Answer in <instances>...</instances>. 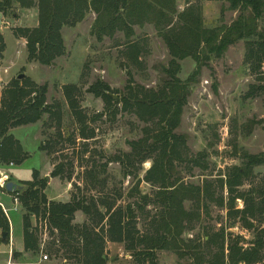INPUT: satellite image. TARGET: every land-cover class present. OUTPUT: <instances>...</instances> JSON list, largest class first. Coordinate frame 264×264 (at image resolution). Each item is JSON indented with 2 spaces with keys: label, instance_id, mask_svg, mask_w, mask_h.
<instances>
[{
  "label": "trees",
  "instance_id": "trees-1",
  "mask_svg": "<svg viewBox=\"0 0 264 264\" xmlns=\"http://www.w3.org/2000/svg\"><path fill=\"white\" fill-rule=\"evenodd\" d=\"M225 1L228 3L227 11L237 13L236 19L230 24L207 27L196 5H189L179 13L176 0H0V13L3 16L15 5L20 9H36L37 26L18 28L15 36L25 40L27 59L44 66L54 64L57 58L65 54L62 29L75 27L90 12L95 14L92 35L102 41L105 37L114 38L117 33L122 34L125 55L129 60L136 61L142 55L140 43L134 37L135 28L145 25L154 28L171 56L168 66L163 69L164 81L156 89L133 86L131 83L126 87L125 95L117 99L113 98L109 86L101 81H96L89 89L104 101V114L98 115L97 119L107 113L115 116L123 111L144 124L141 138L128 142L130 151L109 157L104 168L109 163H118L124 177H136L139 167L151 161L142 180L154 188V194L151 197L140 194L138 202L125 207L101 195H73L67 203L50 201L44 193L47 178L34 170L32 179L21 182L22 189L14 193L24 209L25 253L37 255L40 251L38 230L37 226H32V218L47 227L53 239L50 252H61L63 255L64 262L46 264H107L108 260L104 257L107 243L123 244L137 264H157L158 251L170 250L177 254L184 250L192 251L197 247L186 245L182 235L189 230L192 222L200 219L199 210L206 211L209 203L225 207L230 218L232 214L238 216L245 228H251L252 221L263 218L264 192L256 188L239 191L244 175L239 169H233L225 175L224 180L211 182L205 179L201 185L184 183L178 169L180 165H185L188 171L207 168L204 154L187 157V137L175 132L191 94L190 87L195 84L202 67L213 58L220 59L228 47L242 40L246 41L247 61H252L257 71L264 65V29L259 24L264 15V0ZM4 49L0 39V54ZM187 58L195 61L196 69L182 81L178 77L179 61ZM21 82L10 84L0 99L1 165L21 164L30 156L23 152L19 141L9 134L11 129L33 125L44 113L60 119L58 110L52 111L53 107L44 105L46 86L36 87L30 82L20 85ZM63 93L72 116L80 124V139H93L94 130L88 127L90 120L80 110L77 89L67 86ZM48 147L49 144L43 142L39 150H47ZM261 162V158L251 156L246 165ZM63 174L64 165L58 163L50 177L62 178ZM66 178L70 179L71 174ZM138 182L141 181L138 179ZM214 188L225 189L227 197L216 195ZM237 199L243 202V210L235 209ZM185 202L193 204V210L187 211ZM147 204L156 206V212L146 218L149 228L140 231L137 227L138 212H142L143 205ZM78 212L87 218V222L74 223ZM8 228V221L0 207L1 233H6ZM217 236L223 241L222 247L216 251L209 249L210 256L202 263L196 262L198 256L195 254L192 264H257L261 261L264 237H258L252 248L242 249L237 247L238 242L231 239L226 241L223 233ZM213 239L209 237L205 244L212 246ZM13 257H16L15 253Z\"/></svg>",
  "mask_w": 264,
  "mask_h": 264
},
{
  "label": "rangeland",
  "instance_id": "rangeland-1",
  "mask_svg": "<svg viewBox=\"0 0 264 264\" xmlns=\"http://www.w3.org/2000/svg\"><path fill=\"white\" fill-rule=\"evenodd\" d=\"M209 1L198 0L196 3L201 5L207 27L230 24L236 19V12L227 11L226 1ZM177 5L182 8L185 4L181 2ZM94 20L95 14L90 12L75 27H64L65 54L57 58L54 64L44 66L27 59L25 40L15 36L18 28L37 26L36 9H20L15 5L7 15L1 17L0 39L5 49L0 54V99L3 91L14 81H22L20 85L30 82L36 87L46 86L44 105L53 107L52 111L58 110L60 119L44 113L35 124L14 128L11 134L30 156L21 164L0 165V172L8 174L9 170L12 175L8 174L9 182L21 186V182L32 179L34 170L42 168V176L49 177L44 193L50 201L67 203L73 195L84 194L105 196L116 200V205L125 207L138 202L140 194L150 197L154 194V188L142 180L151 161L139 167L136 177H124L118 163H109L106 168L104 164L113 155L128 153V142L141 138L144 124L123 111L115 116L107 113L97 119L98 115L104 114V101L89 89L96 81H101L109 86L114 99L125 95L126 87L131 83L133 86L156 89L164 81L163 69L168 66L171 56L154 28L145 25L135 28L134 37L140 43L142 55L136 61L129 60L125 55L122 34L98 41L91 33ZM259 24L264 29V15ZM246 57V41L231 45L220 59L213 58L202 67L195 84L190 87L191 94L175 132L187 137V157L204 154L207 168L188 171L185 165L178 166L184 183L201 185L205 179L211 182L224 180L225 175L233 169H239L244 172L239 191L256 188L264 192V65L257 71ZM179 65L178 77L182 81L196 69V63L191 58L179 61ZM21 74L24 77L18 79ZM67 86L77 89L80 110L90 120L88 127L94 130L93 139L84 141L78 135L80 124L72 116L63 93ZM36 133L38 139L35 138ZM43 142L49 147L39 150L41 158L37 148ZM251 156L261 158L262 162L247 166V159ZM58 163L64 165L63 177L52 178L50 174ZM68 174H71L70 179L66 178ZM214 190L216 195L227 197L225 189ZM14 193H0V203L7 211L8 216L4 215L9 225L5 241L1 239L0 229V264L64 262L61 252H50L53 239L44 223L35 218L31 219V224L37 226L39 253H25L20 247L24 209L20 203L15 205ZM192 206L190 202L184 204L187 211L193 210ZM155 207L153 204L143 205V211L138 212L137 227L140 231L149 228L146 218L155 214ZM207 207L206 211L199 210L200 219L192 222L189 230L182 235L186 245L197 248L184 250L181 254L170 250L158 251L157 264H192L195 254L198 256L196 262H205L210 256L209 249L216 251L222 247L223 241L217 236L221 233L226 241H236L237 247L242 249L252 248L258 237H264V215L261 220L252 221L251 228H245L238 216L232 214L233 217H229L225 207L215 203H209ZM243 208V202L237 199L235 209ZM84 222H87V218L81 212L76 213L74 223ZM211 236L213 243L208 247L205 243ZM12 238L13 250L10 251ZM13 253L16 257H13ZM42 255L48 256L46 262L40 261ZM261 256L257 264H264V247ZM104 257L108 260L107 264H137L133 255L120 243H107Z\"/></svg>",
  "mask_w": 264,
  "mask_h": 264
},
{
  "label": "crops",
  "instance_id": "crops-1",
  "mask_svg": "<svg viewBox=\"0 0 264 264\" xmlns=\"http://www.w3.org/2000/svg\"><path fill=\"white\" fill-rule=\"evenodd\" d=\"M207 1V0H206ZM214 1H221V0H214ZM225 0H222L221 2H224ZM181 2H184V6L181 8V7H178V3L180 4ZM208 2H210L209 0H208ZM196 3H198V0H189V2L187 3L185 0H176V7H177V11L180 13V12H182L185 8H187L189 5H195ZM196 6L199 8V10H200V13H201V15H202V18H203V13H202V9H201V5H199V4H196ZM2 17H3V15H2ZM12 131H13V129H11L10 130V132H9V134L10 135H12L11 133H12ZM36 136H35V138L36 139H38V137H37V133L35 134ZM13 136V135H12ZM18 141V140H17ZM37 141H39V140H37ZM40 145V144H39ZM38 153L40 154V156H41V158H42V153L39 151V146H38ZM24 152V151H23ZM26 153V152H25ZM1 165V164H0ZM12 166H14V165H12ZM41 166H42V164H41ZM41 169L42 168H40V170H38L39 172H40V175H41V177H44L45 175H43L42 176V174H41ZM7 173L12 177V175L10 174V171L8 170L7 171ZM28 181V180H27ZM12 224V223H11ZM20 224H21V221H20ZM12 227H13V224H12ZM19 244H20V247H22L23 248V239H22V241H20L19 242ZM13 245V238H12V243H11V245H10V248H11V250L10 251H12L13 249H12V246ZM0 249H1V246H0ZM11 264V263H10Z\"/></svg>",
  "mask_w": 264,
  "mask_h": 264
},
{
  "label": "built area",
  "instance_id": "built-area-1",
  "mask_svg": "<svg viewBox=\"0 0 264 264\" xmlns=\"http://www.w3.org/2000/svg\"><path fill=\"white\" fill-rule=\"evenodd\" d=\"M8 182H9V176H8V174L1 173V172H0V193L7 192V191H6V184H7ZM13 201H14L15 205H18L19 201H18L17 196H14ZM0 207L2 208L4 214H5L6 216H8V215H7V211H6V209L4 208V206H3L2 203H0ZM47 260H48V256H47V255H42L41 258H40V261H41V262H46Z\"/></svg>",
  "mask_w": 264,
  "mask_h": 264
},
{
  "label": "water",
  "instance_id": "water-1",
  "mask_svg": "<svg viewBox=\"0 0 264 264\" xmlns=\"http://www.w3.org/2000/svg\"><path fill=\"white\" fill-rule=\"evenodd\" d=\"M1 17H2V14L0 13V24H1ZM23 77H24V75L21 74V75L18 76V79H22ZM47 179H49V177H47ZM21 189H22V187L17 185L14 182H8L6 184V191L8 193L15 192V191H18V190H21ZM1 238L3 240H6L7 239V233H5V232L1 233Z\"/></svg>",
  "mask_w": 264,
  "mask_h": 264
}]
</instances>
